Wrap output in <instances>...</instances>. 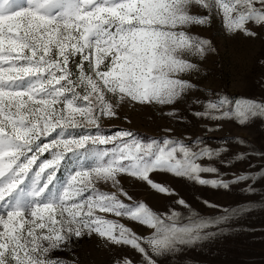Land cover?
Returning a JSON list of instances; mask_svg holds the SVG:
<instances>
[{
	"label": "snow or ice",
	"instance_id": "1",
	"mask_svg": "<svg viewBox=\"0 0 264 264\" xmlns=\"http://www.w3.org/2000/svg\"><path fill=\"white\" fill-rule=\"evenodd\" d=\"M213 16L229 34L255 37L254 28H264V0H0V264H77L53 253L92 235L130 249L139 264H158L226 234L223 225L254 210L237 206L204 217L153 178L167 173L214 190L262 178L248 172L224 180L214 165L202 163L219 159L228 148L212 149L202 138L192 145L170 138L144 144L128 129L103 127L105 119L119 118L117 105L125 101L179 115L174 106L202 91L186 78L200 72L193 58L203 60L214 51L210 40L188 29L210 26ZM189 103L203 108L189 110L197 119L235 116L244 125L264 118V103L252 100H237L234 111L226 95ZM248 158L241 154L235 162ZM86 160L94 161L91 167ZM69 162L72 168H65ZM62 169L68 173L63 185ZM126 177L176 196L173 204L188 215L135 202L123 187ZM246 194L257 193L249 187ZM108 215L138 223L150 234ZM114 264L137 261L124 257Z\"/></svg>",
	"mask_w": 264,
	"mask_h": 264
},
{
	"label": "rangeland",
	"instance_id": "2",
	"mask_svg": "<svg viewBox=\"0 0 264 264\" xmlns=\"http://www.w3.org/2000/svg\"><path fill=\"white\" fill-rule=\"evenodd\" d=\"M193 11L198 15L206 14L200 9ZM188 31L198 38L210 40L214 48L203 60L193 58V62L199 65L200 72L186 77L202 91H194L184 103L176 104L174 107L179 115L175 118L167 115L170 111L167 107L125 101L117 105L119 118L105 119L103 127L106 131L128 129L144 144L151 143L153 139L162 142L164 138H170L192 145L196 139L202 138L205 146L212 149H229L219 159L202 161L205 165L211 163L219 173L225 174L222 176L224 180L233 179L234 174L248 172L262 177L255 182L249 180L246 183L231 185L229 190H214L171 174L154 173L153 178L157 182L171 187L201 216L216 217L225 214L224 209L237 206L254 209L242 218L223 225L222 227L228 230L226 234L193 249H185L175 259L160 258L158 264H264V172H261L264 168V156H261L264 154V118H250L249 122L241 125L235 116L231 119L212 121L207 118L197 119L189 114L192 108L196 111L203 110L202 107L189 103L194 98L208 101L218 100L226 95L230 100L227 107L232 111L239 99L264 103V28H254L257 33L255 37L231 35L222 25L221 18L213 16L210 26H193ZM207 92L213 95H205ZM209 128L218 130L208 131ZM239 140H243L247 146L235 142ZM222 141L227 143H221ZM241 154L249 158L236 163L235 157ZM220 161H228L231 166ZM93 163L92 160H86L85 167H91ZM65 168H72L71 162L66 164ZM67 174L65 169L58 173L61 185ZM122 184L135 202L145 203L157 212H165L172 206L185 216L188 215L186 209L173 204L176 196L158 194L146 184L132 178H123ZM98 187L102 191H113L105 185ZM249 187H254L257 194H246ZM203 201H209L218 207H206ZM125 203L132 201L125 199ZM108 218L120 219V222L139 234H150L148 229L126 218L111 215H108ZM53 255L76 261L77 264H114L115 260L124 257H132L139 264V257L130 249L111 247L97 235L74 238L69 251L55 252Z\"/></svg>",
	"mask_w": 264,
	"mask_h": 264
}]
</instances>
